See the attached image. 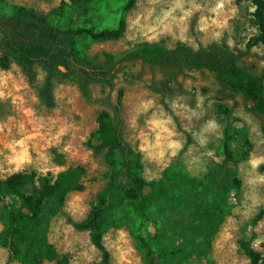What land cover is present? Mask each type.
<instances>
[{"label": "rangeland", "instance_id": "1", "mask_svg": "<svg viewBox=\"0 0 264 264\" xmlns=\"http://www.w3.org/2000/svg\"><path fill=\"white\" fill-rule=\"evenodd\" d=\"M127 2L95 0L87 9H75L72 0H0V10L9 14L26 6L49 13L63 4L61 15L51 18L54 24L97 30L116 28L125 18L128 29L121 40L80 42L83 54L97 62L160 40L169 48L184 42L212 60L222 49L246 51L257 34L252 0H140L125 12ZM241 66L264 81V45L253 48ZM110 93L115 103L122 100L124 136L142 155L143 176L161 182L156 193L165 190L145 222L116 192L104 230L111 264H147L140 231L156 252L168 251L159 259L166 264H251V249L264 256L262 116L207 70L169 75L140 62L119 65L113 92L93 85L87 98L76 83L60 82L53 110L41 104L18 66L0 69V179L29 170L41 175L79 165L87 170L84 191L71 192L61 207L48 204L42 226L46 241L73 264L101 263L90 233L76 224L111 180L103 156L90 148L97 143L99 112L114 114L105 100ZM226 130L232 161L224 153ZM55 152L63 158L61 166L54 162ZM5 206L0 202V217ZM2 228L0 221V233ZM9 262L10 252L0 245V264ZM13 264H31L26 250Z\"/></svg>", "mask_w": 264, "mask_h": 264}, {"label": "trees", "instance_id": "2", "mask_svg": "<svg viewBox=\"0 0 264 264\" xmlns=\"http://www.w3.org/2000/svg\"><path fill=\"white\" fill-rule=\"evenodd\" d=\"M94 1L72 0L71 7L87 9ZM139 1L128 0L124 11L134 9ZM242 1L237 0V3ZM252 1V24L257 34L247 43L246 51L222 49L212 60L207 59L202 50H196L184 42L169 48L165 40H160L140 44L118 57L106 55L107 61L97 62L83 54L80 42L84 39L99 43L121 40L128 29L125 18L121 19L116 28L97 30L94 27L54 24L51 18L61 15L59 11L63 10V4L49 13L26 6H15L9 14L0 10V69L10 71L14 65L18 66L27 82L35 88L41 104L49 110L57 107L55 88L65 80L76 83L87 98L93 85L107 87L113 92L119 65L123 63L140 62L144 67L161 69L169 75L190 69L207 70L221 85L251 103L252 110L263 118L264 133V81L241 66L253 48L264 45V0ZM152 88L157 90L158 86ZM105 100L113 108L114 114L107 110L99 112L98 127L93 134L97 143H90V148L96 155L103 156L111 169V180L98 195L87 217L76 224V228L90 233L92 245L102 254L100 264H111L104 230L116 192H121L123 200L129 201L136 215L145 222L165 190L162 189L161 194L156 193L161 182L145 179L142 155L125 139L121 98L115 103L110 93ZM1 111L0 105V114ZM224 153L226 160H233L231 137L227 130L224 133ZM54 154V162L61 166L63 158L57 152ZM86 174V168L79 165L56 175H41L35 170H29L0 179V202L6 204L0 217L3 227L0 245L10 252L8 264L17 261L22 250H26L31 264H42L45 261L73 264L68 256L61 255L46 241L42 226L48 204L55 203L61 207L71 192L84 191ZM139 242L147 264H166L159 260L168 255L166 249L156 252L142 231ZM248 256L251 264H264V256L260 253L251 249L248 250Z\"/></svg>", "mask_w": 264, "mask_h": 264}, {"label": "water", "instance_id": "3", "mask_svg": "<svg viewBox=\"0 0 264 264\" xmlns=\"http://www.w3.org/2000/svg\"><path fill=\"white\" fill-rule=\"evenodd\" d=\"M61 69H62L63 71H65L64 68H61Z\"/></svg>", "mask_w": 264, "mask_h": 264}]
</instances>
